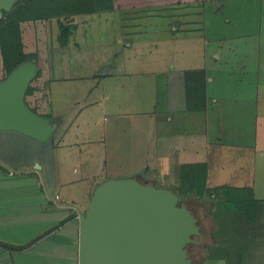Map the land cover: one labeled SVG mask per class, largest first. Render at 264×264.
Masks as SVG:
<instances>
[{
	"label": "rangeland",
	"instance_id": "1",
	"mask_svg": "<svg viewBox=\"0 0 264 264\" xmlns=\"http://www.w3.org/2000/svg\"><path fill=\"white\" fill-rule=\"evenodd\" d=\"M60 19L73 27L66 45L57 18L21 22V39L11 35L12 49L0 45V80L8 72L4 56L22 55L15 48L18 40L25 53L37 54L32 59L40 65L39 75L27 104L57 124L42 142L48 143L36 146L51 156L57 180L80 185L77 198L86 199V207L102 182L137 176L187 196L207 230L247 231L255 223L264 233V201L255 199L250 184L264 174V0L118 8ZM177 72L195 80V95L186 84L168 89L167 80ZM206 85L212 106L217 102L212 98L224 100L213 108L209 159L181 162L172 149L187 122L173 109L183 97L199 106L202 96L206 99L199 88ZM171 94L180 97L174 101ZM251 140L260 162L255 147H245ZM197 147L201 156L208 152L205 145ZM85 185L94 187L90 200ZM204 187L212 189L214 202L185 193ZM257 247L263 249L264 242ZM205 251L192 249L201 256ZM260 258L254 264H261Z\"/></svg>",
	"mask_w": 264,
	"mask_h": 264
},
{
	"label": "crops",
	"instance_id": "2",
	"mask_svg": "<svg viewBox=\"0 0 264 264\" xmlns=\"http://www.w3.org/2000/svg\"><path fill=\"white\" fill-rule=\"evenodd\" d=\"M181 74L172 81L167 80L169 90L173 89L175 82L180 83L183 88L186 80L181 78L185 77ZM164 76L169 78L171 72L166 71ZM182 88L180 90L178 87L177 90L182 92ZM210 90L206 85L204 109L189 104L191 98L187 103L184 97L180 99L181 107L173 109L182 112L181 118L187 122L184 128H180L178 134L181 137L172 149H176L181 162L201 163L206 161V157L208 162V147L212 145L210 138L213 134V108L218 101L224 102L223 99L214 97L212 101L217 102L212 106ZM171 95L174 101L180 97V94ZM188 95L186 93L185 96ZM234 110L239 112V108ZM255 132L256 126L251 134ZM37 143L39 141L19 132L0 131V264H78V209L85 212L89 202L84 207L86 199L77 198L80 185L77 186L72 181L57 180L53 173L51 156L46 155L42 147H39L41 151H36V146L39 145ZM197 144L199 147L205 145L208 152L201 156L202 152L198 151ZM245 147H255V151H252L256 153L257 160L261 161L255 141L245 143ZM239 183L243 184L244 180H239ZM250 184L254 189L255 199L264 201V174L258 175L257 181L252 178ZM83 189H87L85 194L89 195L90 200L94 187L85 185ZM209 228L207 231L213 234V238L210 248L205 247L204 253L211 259L208 264H254L253 259L259 256L263 257L260 262L264 264V248L257 249L258 244L264 242V233L259 231L255 223L247 231L224 226L221 231ZM199 261L201 260L198 259Z\"/></svg>",
	"mask_w": 264,
	"mask_h": 264
},
{
	"label": "water",
	"instance_id": "3",
	"mask_svg": "<svg viewBox=\"0 0 264 264\" xmlns=\"http://www.w3.org/2000/svg\"><path fill=\"white\" fill-rule=\"evenodd\" d=\"M16 1L0 0V18ZM39 69L36 59H28L0 80V131L19 132L39 142L52 137L57 124L26 102ZM181 201L171 189L144 184L137 176L102 182L88 209H78V264H197L187 246L201 235V225Z\"/></svg>",
	"mask_w": 264,
	"mask_h": 264
},
{
	"label": "trees",
	"instance_id": "4",
	"mask_svg": "<svg viewBox=\"0 0 264 264\" xmlns=\"http://www.w3.org/2000/svg\"><path fill=\"white\" fill-rule=\"evenodd\" d=\"M212 0H17L10 10V12H3L2 17L0 18V45L3 48L12 49V36L17 34V38L21 39V22L26 21H42L50 18H57L58 23L61 29L60 39L63 45H66L68 41V36L70 35L73 27L65 26L60 18H68L77 14L84 13H95L100 11H113L118 8H135V7H146V6H158V5H175V4H185L190 2H206ZM12 35V36H11ZM18 40V47H15L16 50L22 52V55L18 57L5 55V62H7L8 70L7 75L19 64L25 60L35 58L37 54L25 53L22 42ZM8 45V46H7ZM40 63V62H39ZM7 66V65H6ZM39 75V74H38ZM37 75V76H38ZM186 80V85L190 86L193 89V95L196 93L195 80L192 82V77L188 75ZM33 82H31L27 94V97L32 91ZM194 84V85H193ZM202 89V95H204L205 88ZM204 102L199 106L198 109H204L205 106V97L202 96ZM206 164H201V167H205ZM200 188H192L186 190L185 193L192 194L195 193L199 198H204L207 201L214 199L212 196V189L210 192L207 190L208 187H204L203 191H198ZM215 200H213L214 202ZM214 206V204H212ZM238 228V227H237Z\"/></svg>",
	"mask_w": 264,
	"mask_h": 264
},
{
	"label": "flooded vegetation",
	"instance_id": "5",
	"mask_svg": "<svg viewBox=\"0 0 264 264\" xmlns=\"http://www.w3.org/2000/svg\"><path fill=\"white\" fill-rule=\"evenodd\" d=\"M141 182L144 184H148L145 181H141ZM181 198H182L181 203H185V205L189 209H191L193 214L198 218V224L201 225V235H197V236L193 237L195 242H193L187 246L188 253L195 263H197V264H202V263L208 264L211 261V259H209L208 255L202 256V258L200 259L201 261L198 262V259L200 258V257L198 258V256H201V254H197V253L193 254L192 249L196 248V247H204V248L207 247L209 249L211 246L210 242L213 238V234L211 232L207 231L205 224L201 221V217H198L197 212L192 210V208L188 205L187 196H185V197L183 196ZM208 240H210V242Z\"/></svg>",
	"mask_w": 264,
	"mask_h": 264
}]
</instances>
